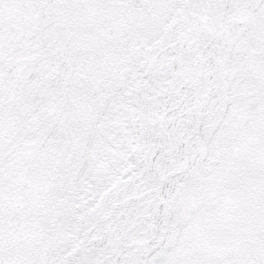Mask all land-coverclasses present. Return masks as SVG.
Masks as SVG:
<instances>
[{
  "label": "snow or ice",
  "instance_id": "obj_1",
  "mask_svg": "<svg viewBox=\"0 0 264 264\" xmlns=\"http://www.w3.org/2000/svg\"><path fill=\"white\" fill-rule=\"evenodd\" d=\"M0 264H264V0H0Z\"/></svg>",
  "mask_w": 264,
  "mask_h": 264
}]
</instances>
